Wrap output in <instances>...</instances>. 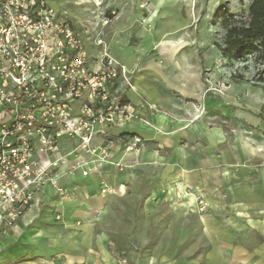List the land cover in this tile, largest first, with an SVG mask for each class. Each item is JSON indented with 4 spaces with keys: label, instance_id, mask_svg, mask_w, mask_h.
Returning <instances> with one entry per match:
<instances>
[{
    "label": "rangeland",
    "instance_id": "obj_1",
    "mask_svg": "<svg viewBox=\"0 0 264 264\" xmlns=\"http://www.w3.org/2000/svg\"><path fill=\"white\" fill-rule=\"evenodd\" d=\"M43 1L53 11L54 18L69 22L75 37L82 41L88 66L98 67L105 54L125 65L132 85L120 80L122 85L131 90L143 89L141 97L150 110L161 111L153 103L157 93L162 96L163 92L168 95L175 90L176 97L198 108L196 118L204 116L212 125L228 129L231 134L229 144L238 142L241 133L247 139L260 137L264 140V81L258 80L260 66L252 54L225 56L220 48L224 45L226 34L222 26L223 14L246 16L253 0ZM28 13L32 12L28 9ZM119 85L116 83L113 86L119 88ZM118 90L120 95L117 96L122 98L121 89ZM74 148L69 152H73ZM60 152L66 156L67 164H60L54 170L53 186L44 187L38 192L40 194L52 188L56 199L53 203L38 204V216L25 225L20 224L21 230L15 236L13 228L35 199L7 234H3L10 238L5 240L6 246L17 243L46 244L47 241L55 250L54 259H76L85 247L90 248L91 253H99L100 233L105 231L107 248L119 254L123 264L132 263L136 256L155 261L166 256L171 263L179 264L200 263L206 251L204 243L198 250H189L188 242L173 250H150L162 242L153 233L159 227V220H126L125 199L107 197L112 192L108 185L99 189V193L107 198L99 214L90 219L93 226L91 234H85L81 225L86 220L76 216L71 203L60 200L74 199L83 194L89 196L94 192L85 190L78 183L72 186L67 185V181L59 183L61 178L66 180L78 173L85 176L79 171L75 175H68L67 169L72 164L73 156L62 151L61 143ZM262 156L260 163L264 164V151ZM60 188L63 191H59ZM111 210L122 217L113 227L115 221L110 217ZM198 210L205 211L206 205L201 204ZM134 211L141 212V206L134 207ZM127 222L133 231L131 235L125 234ZM143 223L145 229L141 228ZM190 225L200 227L201 220L181 221L183 229ZM52 226H64L68 231L62 235L42 233ZM143 247H149V250L141 249ZM4 249L0 243V252ZM83 264L89 263L86 260Z\"/></svg>",
    "mask_w": 264,
    "mask_h": 264
},
{
    "label": "crops",
    "instance_id": "obj_2",
    "mask_svg": "<svg viewBox=\"0 0 264 264\" xmlns=\"http://www.w3.org/2000/svg\"><path fill=\"white\" fill-rule=\"evenodd\" d=\"M118 83L123 94L120 99L146 114L148 122L132 120L125 126L113 127L111 135L116 146L98 171L89 176L78 173L60 179L59 183L67 181L70 186L78 183L94 192L60 200L71 203L76 216L86 220L81 225L82 231L91 234L90 219L99 214L105 199L119 197L127 203L126 220H159V227L153 233L162 242L150 250H173L186 242L189 250H198L204 243L205 255L198 264H264V164L260 163L264 140L247 139L241 133L238 142L231 145L228 129L212 125L204 116L196 118L198 108L176 97L175 90L168 95L157 93V98L152 100L161 111L154 112L144 104L143 89L131 90L121 81ZM117 94L120 95L119 90ZM133 135L143 137L140 148L125 150ZM100 142L101 137H96L94 143ZM76 143L74 138L62 139V151L68 153ZM103 185L112 189L107 197L99 193ZM54 195L52 188L37 195L13 228L15 236L21 230L20 224L25 225L38 216V204L53 203ZM201 204L206 205L205 211L198 210ZM137 205L141 206V212L134 211ZM110 217L115 221L112 227L122 218L114 210L110 211ZM187 219H200L201 226L183 229L181 221ZM128 223L125 234L131 235L133 231ZM145 226L143 223L141 228ZM67 231L64 226H52L42 233L62 235ZM104 234L107 233H100L99 253H91L85 247L76 259H54L55 250L47 241L6 246L5 240L10 238L0 233V243L5 248L0 252V264H83L86 260L89 264H123L120 255L107 248ZM141 249L149 250V247ZM133 258L129 264L177 263H171L166 256L157 261ZM77 259L81 261L74 262Z\"/></svg>",
    "mask_w": 264,
    "mask_h": 264
},
{
    "label": "built area",
    "instance_id": "obj_3",
    "mask_svg": "<svg viewBox=\"0 0 264 264\" xmlns=\"http://www.w3.org/2000/svg\"><path fill=\"white\" fill-rule=\"evenodd\" d=\"M52 13L43 0H0L2 234L42 188L53 186L57 166L67 164L62 139L77 140L68 152L73 160L67 174L86 176L110 159L113 127L148 122L146 114L117 96L118 81L132 85L125 65L105 54L98 67L88 66L82 41L67 20ZM99 136L102 142L95 144ZM142 142L133 135L125 150H138Z\"/></svg>",
    "mask_w": 264,
    "mask_h": 264
},
{
    "label": "trees",
    "instance_id": "obj_4",
    "mask_svg": "<svg viewBox=\"0 0 264 264\" xmlns=\"http://www.w3.org/2000/svg\"><path fill=\"white\" fill-rule=\"evenodd\" d=\"M222 26L226 34L221 52L252 54L260 66L258 80L264 81V0H253L246 16L223 14Z\"/></svg>",
    "mask_w": 264,
    "mask_h": 264
}]
</instances>
